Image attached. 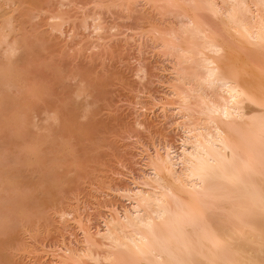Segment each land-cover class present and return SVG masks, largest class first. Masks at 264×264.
<instances>
[{"label":"rangeland","instance_id":"1","mask_svg":"<svg viewBox=\"0 0 264 264\" xmlns=\"http://www.w3.org/2000/svg\"><path fill=\"white\" fill-rule=\"evenodd\" d=\"M160 1L0 0V14L10 23L3 33L18 47L14 55L9 42L0 47V67L14 56L13 84H1L0 94L7 88L8 104L19 97L18 105L3 108L18 116L22 107L15 124L24 137L16 140L14 122L0 132V169L18 174L10 189L0 179V197L8 200L16 189L33 197L20 214L0 200V221L16 227L0 234L2 243L8 240L6 246L0 241V264H66L61 260L70 249L85 248V230L106 231L115 210L132 209V190L153 174L149 156L167 145L181 152L185 131L171 90L179 51L161 42L164 30L179 29L183 18ZM44 172L49 182L42 185Z\"/></svg>","mask_w":264,"mask_h":264},{"label":"bare ground","instance_id":"2","mask_svg":"<svg viewBox=\"0 0 264 264\" xmlns=\"http://www.w3.org/2000/svg\"><path fill=\"white\" fill-rule=\"evenodd\" d=\"M166 1L178 11L175 16L183 18L179 29L164 30L161 42L168 50L179 51L177 79L171 87L176 99L170 102L182 118L179 129L185 131L181 152L167 145L164 153L157 149L149 156L153 174H145L141 187L132 190V209L122 214L115 210L105 221L106 231L85 230L81 252L70 249L66 257L61 253L66 264H264V0ZM4 14H0V47L9 42L8 52L13 54L18 47L9 41V33H3L10 25ZM11 56L5 58L9 60L5 68L1 63L2 86L13 84ZM5 89L0 94V132L14 122L10 127L19 140L15 122L21 120L22 107L18 116L5 114L3 105L9 109L19 104V97L7 103L10 95ZM31 145L26 148L33 151L35 144ZM5 168L0 169V179L10 189L18 174ZM43 174L42 185L49 182L48 174ZM16 190L10 192V204L0 197L12 214L25 211L32 197L31 191ZM9 225L1 220L0 234L14 233L16 227ZM101 244L106 247L99 250Z\"/></svg>","mask_w":264,"mask_h":264}]
</instances>
